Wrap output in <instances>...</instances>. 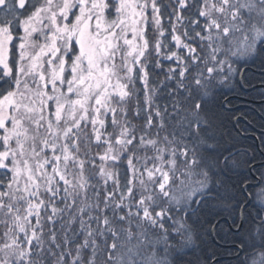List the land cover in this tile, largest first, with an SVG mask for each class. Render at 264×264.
Returning a JSON list of instances; mask_svg holds the SVG:
<instances>
[{
	"label": "snow or ice",
	"instance_id": "6c2138e0",
	"mask_svg": "<svg viewBox=\"0 0 264 264\" xmlns=\"http://www.w3.org/2000/svg\"><path fill=\"white\" fill-rule=\"evenodd\" d=\"M248 65L264 0H0V264H264Z\"/></svg>",
	"mask_w": 264,
	"mask_h": 264
},
{
	"label": "trees",
	"instance_id": "16d2710c",
	"mask_svg": "<svg viewBox=\"0 0 264 264\" xmlns=\"http://www.w3.org/2000/svg\"><path fill=\"white\" fill-rule=\"evenodd\" d=\"M248 66L250 69L246 70L243 74L248 80L251 81V87L246 88V90L243 92L237 90L236 92L229 93V98L231 96H236L230 99L232 101V106L238 109L237 114H244L246 117V119L237 126L240 130V134L237 139L245 146L251 145L253 143L259 145V130L264 131V128H261V124H264V85L261 84V81L264 80V77L258 75L260 71L259 68L251 65ZM245 67L247 66H241V73ZM245 128L248 129L247 133L243 131ZM253 128L255 129L254 131ZM233 135H236V133L234 132ZM245 136L250 138L245 139ZM261 160H264V157H260L258 155L257 162H260ZM258 191V189L252 190L251 196L254 197ZM209 245H211V241H209ZM209 250H211V246ZM221 254L227 255V253H224L223 251ZM224 264H230V261L225 260Z\"/></svg>",
	"mask_w": 264,
	"mask_h": 264
},
{
	"label": "water",
	"instance_id": "95a60500",
	"mask_svg": "<svg viewBox=\"0 0 264 264\" xmlns=\"http://www.w3.org/2000/svg\"><path fill=\"white\" fill-rule=\"evenodd\" d=\"M248 69H250V67L249 66H247V67H245L243 70H242V73H244L246 70H248ZM260 86H262V85H260ZM255 87H257V86H255ZM255 87H252V88H255ZM232 97H236V96H231L230 98H232ZM262 130H259V132H261Z\"/></svg>",
	"mask_w": 264,
	"mask_h": 264
}]
</instances>
